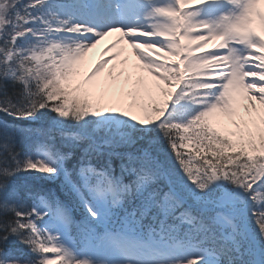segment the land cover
Returning <instances> with one entry per match:
<instances>
[{
  "label": "snow or ice",
  "instance_id": "1",
  "mask_svg": "<svg viewBox=\"0 0 264 264\" xmlns=\"http://www.w3.org/2000/svg\"><path fill=\"white\" fill-rule=\"evenodd\" d=\"M0 264H264V0H0Z\"/></svg>",
  "mask_w": 264,
  "mask_h": 264
},
{
  "label": "rangeland",
  "instance_id": "2",
  "mask_svg": "<svg viewBox=\"0 0 264 264\" xmlns=\"http://www.w3.org/2000/svg\"><path fill=\"white\" fill-rule=\"evenodd\" d=\"M92 52H93L94 59L92 60L90 58V60L87 63L89 66H91L92 63L94 64L95 61L103 58V51L100 50L99 48L97 49V47H96L95 49H92L89 53H92ZM126 59L127 58H124V60H126ZM106 68H107V70H106L102 80H107L108 78L112 79V77H110V76L108 77L109 72L111 70L109 68H112V65H108ZM128 68H129V71H130L131 75L133 76L134 80L139 79V78H143L145 81V84L148 86H151L155 82L154 78L147 72V70L139 65V62L132 61L131 63H129ZM118 72H119V68H117L116 72H113L112 76L113 77L118 76ZM137 87H140V86L137 85ZM241 111L243 112V108H241ZM137 114L138 115L140 114L138 110H137ZM223 123H227L226 118L223 121ZM74 238H76L77 240L79 239L75 233H74Z\"/></svg>",
  "mask_w": 264,
  "mask_h": 264
},
{
  "label": "bare ground",
  "instance_id": "3",
  "mask_svg": "<svg viewBox=\"0 0 264 264\" xmlns=\"http://www.w3.org/2000/svg\"><path fill=\"white\" fill-rule=\"evenodd\" d=\"M119 36L118 33H113L111 36L109 37H106L103 41H101V43L99 45H97V49L99 48L100 50L103 51V48L109 44V43H112L114 42L117 37ZM215 42H209L207 44V48L208 49H212L213 48V45H214ZM124 49V51L121 53L120 57L118 58V61H115L113 63H119L120 61H123L124 59L121 60L122 58V54H125L127 56V61H128V65L129 63H131L132 61H137L136 60V57L133 55L132 53V50L130 48L127 47V45L125 44H117L116 45V49H114V51H119L120 49ZM90 58L93 60L94 59V56H93V52L92 53H88L87 56H86V62L88 63V61L90 60ZM93 62V61H92ZM138 62V61H137ZM111 69V68H110ZM103 70L99 73V79H103ZM107 80H111V79H107ZM246 103V102H245Z\"/></svg>",
  "mask_w": 264,
  "mask_h": 264
},
{
  "label": "trees",
  "instance_id": "4",
  "mask_svg": "<svg viewBox=\"0 0 264 264\" xmlns=\"http://www.w3.org/2000/svg\"><path fill=\"white\" fill-rule=\"evenodd\" d=\"M9 122L10 123H13V124H18V125H22L24 126L25 122H21V121H12L11 119H9ZM40 125L39 124H32L31 127H39ZM24 149V145L21 144L20 146H18V150H23ZM22 187L23 186H30V185H33L34 183H40L38 181H34L33 180V177L31 175H28V174H23L21 175L19 178H18V181H17ZM46 187H49L51 188L53 191H55L59 185L58 184H51V183H45Z\"/></svg>",
  "mask_w": 264,
  "mask_h": 264
}]
</instances>
